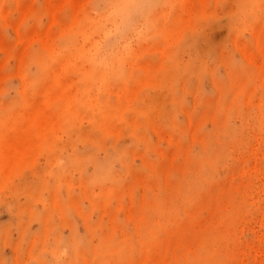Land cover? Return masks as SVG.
<instances>
[{"label":"rangeland","instance_id":"rangeland-1","mask_svg":"<svg viewBox=\"0 0 264 264\" xmlns=\"http://www.w3.org/2000/svg\"><path fill=\"white\" fill-rule=\"evenodd\" d=\"M0 0V264H264V0Z\"/></svg>","mask_w":264,"mask_h":264},{"label":"bare ground","instance_id":"bare-ground-1","mask_svg":"<svg viewBox=\"0 0 264 264\" xmlns=\"http://www.w3.org/2000/svg\"><path fill=\"white\" fill-rule=\"evenodd\" d=\"M115 6L118 9V13L122 19H125V16H129V8L132 5L134 0H114ZM130 17V16H129Z\"/></svg>","mask_w":264,"mask_h":264}]
</instances>
